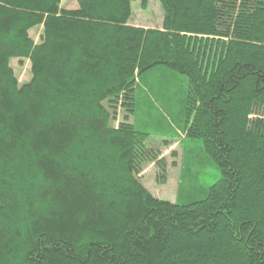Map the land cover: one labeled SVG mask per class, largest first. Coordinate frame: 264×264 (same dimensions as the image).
Wrapping results in <instances>:
<instances>
[{
    "label": "trees",
    "instance_id": "1",
    "mask_svg": "<svg viewBox=\"0 0 264 264\" xmlns=\"http://www.w3.org/2000/svg\"><path fill=\"white\" fill-rule=\"evenodd\" d=\"M133 1L0 0V264H264V0Z\"/></svg>",
    "mask_w": 264,
    "mask_h": 264
},
{
    "label": "rangeland",
    "instance_id": "2",
    "mask_svg": "<svg viewBox=\"0 0 264 264\" xmlns=\"http://www.w3.org/2000/svg\"><path fill=\"white\" fill-rule=\"evenodd\" d=\"M61 7L66 9L77 8V0H61ZM132 14L129 23L134 26L142 27H161L163 22V8L159 0H135L131 4ZM41 26L31 29L30 35L35 42L39 41ZM11 67L14 68L15 75L20 81H28L30 77L29 62L26 60L22 64L18 60H11ZM152 146L157 145L159 152L158 159L162 164L155 162L147 165L141 175L142 183L146 187L164 200H174L176 196L177 177L181 156V144L175 140L169 145L162 146L157 141L152 140ZM175 155H172V154ZM174 164V165H172ZM208 170L202 176V182L209 186L217 181L220 175L219 169L215 166H208Z\"/></svg>",
    "mask_w": 264,
    "mask_h": 264
}]
</instances>
